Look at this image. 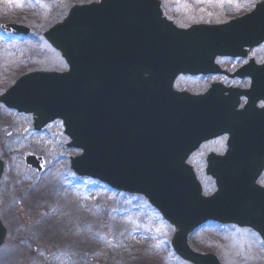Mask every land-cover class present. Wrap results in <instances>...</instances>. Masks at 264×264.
Instances as JSON below:
<instances>
[{
    "label": "water",
    "instance_id": "water-1",
    "mask_svg": "<svg viewBox=\"0 0 264 264\" xmlns=\"http://www.w3.org/2000/svg\"><path fill=\"white\" fill-rule=\"evenodd\" d=\"M43 35L69 70L22 76L0 102L33 113L36 130L61 119L69 146L83 151L71 159L78 175L144 195L174 225V250L194 264H219L187 245L188 234L208 219L250 226L264 241V190L255 185L264 166V138L245 123L251 114L236 111L242 92L223 96L213 88L192 97L172 90L178 74L211 71L215 56L242 55L244 46L263 42L264 0L227 25L188 30L162 19L153 0H101L71 8ZM250 76L255 81L246 93L264 95V65L251 68ZM223 133L229 134L227 153L207 158L218 190L203 197L185 161L200 143ZM25 161L39 170V159ZM2 170L0 161V177ZM5 236L0 220V245Z\"/></svg>",
    "mask_w": 264,
    "mask_h": 264
},
{
    "label": "rangeland",
    "instance_id": "rangeland-1",
    "mask_svg": "<svg viewBox=\"0 0 264 264\" xmlns=\"http://www.w3.org/2000/svg\"><path fill=\"white\" fill-rule=\"evenodd\" d=\"M90 1L98 0H0V27L21 23L34 30L23 40L0 29V94L25 73L66 69L41 33L62 20L71 5ZM254 1L170 0L192 8L178 12L177 21L185 25L236 18ZM254 53L263 57L264 45ZM175 87L200 88L187 77L178 78ZM32 122L31 114L0 105V218L7 229L0 264H188L170 247L173 227L142 197L116 193L74 174L69 157L80 151L66 146L69 139L59 121L40 132ZM221 142L205 144L188 160L204 194L215 186L205 174V156L222 153ZM27 154L42 157L41 171L24 163ZM258 183L264 186V175ZM189 244L197 252L214 253L221 264H264V246L247 228L205 225Z\"/></svg>",
    "mask_w": 264,
    "mask_h": 264
},
{
    "label": "flooded vegetation",
    "instance_id": "flooded-vegetation-1",
    "mask_svg": "<svg viewBox=\"0 0 264 264\" xmlns=\"http://www.w3.org/2000/svg\"><path fill=\"white\" fill-rule=\"evenodd\" d=\"M257 49H253L250 51V53L248 54V56L241 58V59H233V60H229V59H220L218 60V63L221 65L222 69L226 70L229 74L233 73L235 70H237L238 68L244 66L246 63H248L250 60H253L256 64H261L264 62V56L260 57L256 54H254V52ZM226 61H229L232 63V66H226L224 63ZM195 78H200L201 80H207L206 83H208V85L217 82L220 83L224 86L229 87L230 85L228 84L229 82H235V84H238L237 86L241 89H246L249 84H250V79L249 78H245V79H230L228 77V75L223 74V75H214V76H198ZM204 84H206L205 82H203ZM235 87H237L236 85H234ZM203 91H197L195 93L200 94ZM245 98H241L240 99V108H242L244 106V104L246 103ZM256 108H263L264 109V102L263 101H258L255 105Z\"/></svg>",
    "mask_w": 264,
    "mask_h": 264
}]
</instances>
